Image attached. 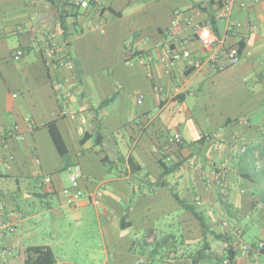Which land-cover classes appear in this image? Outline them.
I'll list each match as a JSON object with an SVG mask.
<instances>
[{
    "label": "crops",
    "instance_id": "1",
    "mask_svg": "<svg viewBox=\"0 0 264 264\" xmlns=\"http://www.w3.org/2000/svg\"><path fill=\"white\" fill-rule=\"evenodd\" d=\"M65 1L0 0V144L15 128L24 136L7 139L4 153L14 160L8 166L0 160V219L15 228H0V252L48 247L56 264H79L78 230L85 234L95 219L102 245L89 255H103L102 264H139L159 234L155 222L175 211H183L177 219L181 237L203 240L200 221L175 200L176 192L212 231L231 239L235 264H264V253L240 250L264 242V0H235L230 18L219 16L222 0H85L76 11ZM61 8L71 15L66 29ZM177 17L199 30L186 23L174 29ZM90 21L102 24L105 33L90 32ZM232 23L242 26L240 37H226ZM198 32L216 42L204 43ZM181 41L187 42L185 50ZM53 44L57 57L48 60ZM235 45L242 53L238 65L209 66L210 56L224 59L227 47ZM18 50L24 56L14 61ZM52 122L66 157L48 130ZM175 134L182 143L170 142ZM161 160L168 168L180 167L164 179L166 187L152 193L148 186L164 172ZM75 164L84 171L81 188L100 205L88 199L65 205L62 192L70 179L64 181L60 171ZM45 177L51 178L48 188ZM44 192L49 195L40 198ZM32 197L41 200L38 209L30 207ZM209 242L212 251L226 256L228 244L213 237ZM9 258L0 255V264ZM176 264L193 263L180 258Z\"/></svg>",
    "mask_w": 264,
    "mask_h": 264
},
{
    "label": "built area",
    "instance_id": "2",
    "mask_svg": "<svg viewBox=\"0 0 264 264\" xmlns=\"http://www.w3.org/2000/svg\"><path fill=\"white\" fill-rule=\"evenodd\" d=\"M85 0H66L65 3L69 5V7H71L74 10H78L83 4H84ZM214 0H204V2L206 4H212ZM235 0H222V6L220 7V14L219 16L222 18H230L231 16V9L233 6ZM92 2H95V0H92ZM190 25L195 27L196 30H199V27L196 25H193V23L191 21H183L181 20L179 17H177L172 26L174 29H180L183 27L184 24ZM208 27H211V24H208ZM88 29L90 32H94V31H100L101 33H105V29L103 27L102 24L100 23H93L92 21H90L88 23ZM242 34V26L240 24H234L232 23L228 30H227V35L226 37L230 36V37H240ZM198 36L200 38L201 41H203L206 44H210V43H214L216 42V39L214 40H208L205 39L202 35H199L198 32ZM50 38L51 40H54L56 38V35L54 33L50 34ZM223 40V44H224ZM186 41H181L179 46L182 48V50H185L186 47ZM56 45H52L50 48H48L47 52H46V58L48 60H53L57 57V52H56ZM24 56V52L22 50H18L16 52H14L13 54V60L14 61H20L22 59V57ZM220 56H218L217 54L212 55L209 57L208 59V64L212 69L215 70H225L227 68L233 67L238 65L241 62L242 59V53L240 50V47L238 45L232 46V47H227V51L225 53V58H219ZM65 66L69 69H74V64L72 62H64ZM66 99V98H64ZM142 98L139 99V103H141ZM15 139L17 141H22L24 140V136L22 134H20L18 132V130L15 128L12 131H9L7 133H4L3 135V140L2 143L0 144V160L4 161V164L6 166H8V164H10L11 161L14 160V156L12 154H7L5 155L4 151L7 152L8 150V146L6 143L7 139ZM182 137L180 134H175L171 137L170 142L174 143V144H179L182 143ZM6 159H5V158ZM68 173H69V179H70V184L69 186H67L64 190H63V196H64V200H65V205L68 207H75L80 201L84 200V199H88L89 202L93 205H100V200L99 198L94 195V194H89L87 192H85L81 186H80V181L84 176V171L81 165L79 164H75L72 165L68 168ZM220 173L218 174V179H220V185L224 188V186H226L223 181L221 180V178L223 177L226 168L225 167H221L220 168ZM51 183V178L50 177H45L43 180V185L45 186V188H48L49 185ZM197 205L201 204V200L200 199H196ZM0 228L2 231L8 232V233H14L15 232V228L13 226H11L10 224L5 223L4 221H2L0 219ZM156 238V234L150 239V242H154ZM153 244V243H152ZM240 250L243 253H251L254 256L258 257L261 254L264 253V242H258L256 244H254L253 246L247 245V244H243L240 246ZM5 254L8 257H12L14 256V253L12 251H6L3 250V252H0V255ZM229 261H225V264H228ZM139 264H176V261L174 259H164L162 260L160 263L158 261H154V259L151 258H146V257H142L139 260Z\"/></svg>",
    "mask_w": 264,
    "mask_h": 264
},
{
    "label": "trees",
    "instance_id": "3",
    "mask_svg": "<svg viewBox=\"0 0 264 264\" xmlns=\"http://www.w3.org/2000/svg\"><path fill=\"white\" fill-rule=\"evenodd\" d=\"M62 9V8H61ZM76 11V10H74ZM121 15V14H118ZM71 15H68V12H66V9L63 8L61 12V26L66 29V19L70 17ZM77 16V13L75 14V17ZM141 54L140 52H137L136 55ZM116 96L106 100L102 106L101 109L111 104L113 101H115ZM48 130L51 134V137L60 153L61 156L66 157L68 155V149L66 147V144L63 140V137L57 127L56 122H52L48 124ZM90 135L88 134L85 136L83 140V144H85L87 141L90 140ZM104 138L102 136L99 137V140L101 144L102 140ZM110 162L109 157L103 158V163L106 167H108V164ZM111 163V162H110ZM129 163L132 168V173L135 175L137 170L135 169V165L133 163V159L129 158ZM160 164L162 168L164 169V172L160 178V181L155 184H150L148 187L150 188L152 193H156V191L160 188L166 187L167 183L164 182V179L171 175L175 169L180 167V164H175L171 166V168H168L166 164L163 162V160L160 161ZM69 167H67L66 170H68ZM109 169V167H108ZM127 172H123L121 175H125ZM120 175V176H121ZM122 177V176H121ZM49 195V193L44 192V194L39 195L40 198H44L45 196ZM173 196L175 200L187 211H190L201 223L202 229H203V240L201 241V247L189 258L192 260L193 264H199L200 262L204 261H210V262H217V263H223L225 260L229 261L228 264H235L236 259V252L234 250V247L232 246V241L230 238H228L225 235L218 234L214 231H212L204 218V216L194 209L193 206L188 204L185 200L181 199L179 195L174 192ZM122 228H127L125 226V221H123ZM167 236V235H165ZM164 237V236H163ZM170 237V236H169ZM172 237V236H171ZM213 237L215 240L221 241L224 244H228V247L225 249L226 256H221L220 254L212 251L211 243L209 242V238ZM167 239L159 240V234L156 235L155 241L153 242V249L150 251L148 257L151 259H154V261H158L159 263L164 259H174L171 256V251L167 250ZM1 264H56V259L54 256V253L52 250L48 247H28L25 249H21L16 255L12 256L11 258L3 261Z\"/></svg>",
    "mask_w": 264,
    "mask_h": 264
},
{
    "label": "rangeland",
    "instance_id": "4",
    "mask_svg": "<svg viewBox=\"0 0 264 264\" xmlns=\"http://www.w3.org/2000/svg\"><path fill=\"white\" fill-rule=\"evenodd\" d=\"M86 4H87V2L85 3V5ZM117 59H118V55L116 56L115 60L117 61ZM114 64H118V63H114ZM174 131H175L174 129H170V132H169L170 135H172L174 133ZM137 132L138 131H136V133ZM124 134L126 135L127 133L124 131ZM135 136H138V134H136ZM60 174L62 175V178L64 181L68 180L69 173L67 171L66 172L60 171ZM13 186L15 188L14 183H13ZM29 205L32 208V210L38 209L41 205V200L38 197H32ZM181 213H183L182 209L180 212L175 211L173 214H171V217H168V218L162 219V220L160 219V220L155 222L156 223L155 228L159 233V240L166 239L167 236H165V235H172L173 236V237L168 236V239H167L168 249L167 250L171 251V256L174 258L175 261H177L180 258H189V256L194 254L201 247V241L199 242L198 240H193L191 242H187L184 240L183 236L181 237L182 231L179 230V227L177 224L178 216H181ZM91 216H93V218H94V215H91ZM172 219H174L176 221L173 223ZM90 220H91L92 224L88 225V229H86V232H85L86 235L84 234V231L78 230V233H80L78 235L80 244H79V246L76 245V250L83 249L82 250L83 254L78 256L79 260H76V261L79 264H102V263H104V259H103L104 256L103 255L96 254L94 258H93V256L89 255L90 250L94 251V250H96V248H98L99 245H102V243L100 241V233L98 232V229L96 230V228H95L96 227V224L94 223L95 219H93V220L90 219ZM72 222L75 223L74 221H72ZM82 232H83L84 236L81 235ZM81 239H83V242L81 241ZM245 240L247 242H250V241H252V238H251V236L247 235ZM26 245H32V244L26 243ZM70 247L74 248L75 244H71ZM99 247H101V246H99ZM86 257H88L90 259L93 258V261L92 260L91 261L86 260ZM96 259H98V260H96Z\"/></svg>",
    "mask_w": 264,
    "mask_h": 264
}]
</instances>
